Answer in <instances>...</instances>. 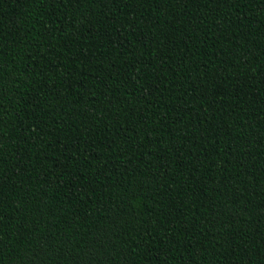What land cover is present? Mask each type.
Returning <instances> with one entry per match:
<instances>
[{"label": "trees", "instance_id": "1", "mask_svg": "<svg viewBox=\"0 0 264 264\" xmlns=\"http://www.w3.org/2000/svg\"><path fill=\"white\" fill-rule=\"evenodd\" d=\"M0 264H264V0H0Z\"/></svg>", "mask_w": 264, "mask_h": 264}]
</instances>
